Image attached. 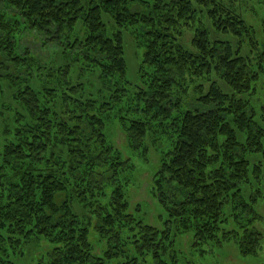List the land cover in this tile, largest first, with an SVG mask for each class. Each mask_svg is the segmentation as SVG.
<instances>
[{
	"label": "trees",
	"instance_id": "obj_1",
	"mask_svg": "<svg viewBox=\"0 0 264 264\" xmlns=\"http://www.w3.org/2000/svg\"><path fill=\"white\" fill-rule=\"evenodd\" d=\"M194 2L0 0V264L41 247L33 264H177L186 232L195 247L256 254L264 15L262 38L225 2ZM27 35L46 58L22 47ZM114 120L127 152L157 154L159 223L131 208L134 162L108 139Z\"/></svg>",
	"mask_w": 264,
	"mask_h": 264
},
{
	"label": "rangeland",
	"instance_id": "obj_2",
	"mask_svg": "<svg viewBox=\"0 0 264 264\" xmlns=\"http://www.w3.org/2000/svg\"><path fill=\"white\" fill-rule=\"evenodd\" d=\"M221 1L225 2L226 5L235 12H238L246 21V23L252 26L257 34L261 35V37L263 38L261 34V20L264 15V0ZM192 2L195 3L194 0H192ZM200 20L202 23L210 25V21L207 19L205 14L200 15ZM195 24L197 23L195 22ZM27 36L21 44L22 47L24 48V46H27V48L34 51V54L46 58L48 52L45 50L42 51L40 47L41 45L39 44L38 40L36 38ZM191 37L192 33L190 31H185L182 41L186 42L188 46ZM218 37L222 38L223 36L218 34ZM125 47L126 58L128 61L129 79L134 80L136 66L140 58V50L135 48L130 38L126 39ZM248 53L249 47L245 46L243 50H241V55L247 56ZM261 92V97H263L264 99V90H262ZM108 129H110L109 132L106 125L105 132L107 131L108 139L111 141L112 145L119 148L123 152V157H126L128 156L126 154H129L132 161L134 162L132 163L134 167L131 170L127 169L122 174V184L126 189L131 208L135 207L136 209H133L136 216L143 219L144 221H149L151 223L158 222L159 217L157 216L160 213V208L158 204H156V202L153 200L151 196L152 194H150L149 192L151 189L154 173L157 169L156 152L152 148L150 152H146L144 155H142L141 152H138L140 150H128L127 152V139L123 136L121 129L118 126V122L114 120L113 124L110 123ZM259 160L264 161V159L262 158H260ZM260 205V213L262 215V218L260 220H257L254 226L261 232L262 239L255 255H240L235 243H223L222 245L208 243L199 247H195L192 241V232H186L176 236L174 254L176 256L177 264H264V202H262ZM95 244L98 247L96 248L98 255L100 251V244ZM42 245H44L43 242ZM45 248L46 247L37 249L35 248V250H32V254L29 256L32 260L28 261V257H26L25 259L22 258L17 261V264H33L36 261V258H34V256L40 257L39 255H41L46 250Z\"/></svg>",
	"mask_w": 264,
	"mask_h": 264
}]
</instances>
